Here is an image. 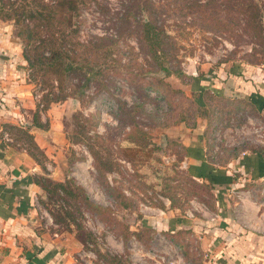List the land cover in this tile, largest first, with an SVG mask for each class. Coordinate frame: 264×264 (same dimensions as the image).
Instances as JSON below:
<instances>
[{
    "label": "rangeland",
    "instance_id": "1",
    "mask_svg": "<svg viewBox=\"0 0 264 264\" xmlns=\"http://www.w3.org/2000/svg\"><path fill=\"white\" fill-rule=\"evenodd\" d=\"M139 1L163 30L153 48L169 74L140 42L142 16L121 22L127 0H84L49 23L42 5L55 0H1L0 116L10 123L0 134L36 168V232L70 264H234L236 248L226 252L234 226L264 231V178L241 163L264 156V114L200 92L190 78L217 75L223 88L254 69L246 80H264V0ZM51 35L65 63L86 66L88 87L35 63L33 46ZM155 84L166 102L149 90ZM2 85L13 92L6 111ZM192 142L231 185H204ZM223 216L228 229L213 225ZM178 219L185 224L170 232Z\"/></svg>",
    "mask_w": 264,
    "mask_h": 264
},
{
    "label": "crops",
    "instance_id": "2",
    "mask_svg": "<svg viewBox=\"0 0 264 264\" xmlns=\"http://www.w3.org/2000/svg\"><path fill=\"white\" fill-rule=\"evenodd\" d=\"M252 79L264 85V80ZM234 87L229 88L227 96L231 97L232 93L235 94ZM1 88L5 90L2 100L6 103L1 105V108L6 111L10 105L8 103H11L13 92L6 85H2ZM240 88L237 86L235 90H240ZM246 89H249L250 95H244L245 97H241V99L248 98L247 100L251 101L250 103L264 114V102L261 101L260 94L257 91L254 92V87L250 89L249 86ZM249 97L251 98L249 99ZM226 101L241 102L239 99ZM6 123H10L8 117L0 116V133L3 130L2 124ZM193 143L196 142H192L190 145L192 146ZM247 156L251 158L258 156L259 158L255 160L263 164V155L253 153ZM35 169L28 160L23 159V154L10 150L4 137L0 134V264H70L69 261H66L62 247L58 242L48 241L39 232H36L37 212L33 195ZM247 174L253 180H255V174L261 175L256 180H262L264 169L253 170L250 168ZM231 232L230 238L227 237L226 241H230L233 248L229 245L228 251H225L229 254L236 248L237 252L235 250L234 252L237 255L232 258L234 264H264V231L241 224ZM224 247L221 246L220 249Z\"/></svg>",
    "mask_w": 264,
    "mask_h": 264
},
{
    "label": "trees",
    "instance_id": "3",
    "mask_svg": "<svg viewBox=\"0 0 264 264\" xmlns=\"http://www.w3.org/2000/svg\"><path fill=\"white\" fill-rule=\"evenodd\" d=\"M36 1L38 3L39 2L42 3L43 0H36ZM127 1H128V6L125 8L126 9L125 13L122 14V18L120 19L121 22H123V24L127 25V24H129V22H131L133 20L135 21L137 18L142 16V18L140 20L138 19L139 21H137V24L140 25V31H141V37H140L141 41L140 42L145 47L147 54H149L151 56V58L153 59L155 64L159 65V67L162 71L169 74L170 71L167 68H164V66H162L159 62L160 56L158 54L163 52L162 48L159 50H156V49L154 50V48H153V46H155V45H157V46L159 45V48L161 47V45H162L161 43H162V39H163L164 34H163V30L161 31L160 28L157 27L156 24H154L153 21H154L155 17H154L152 10H149L147 8L145 10V9L141 8V2L139 0H127ZM83 2H84V0H55V3L52 5L43 4L42 10L46 9L47 15H45L43 17L41 15L42 20L47 22V23L54 22L57 19L59 14L62 15L63 12L71 13V12L77 10L79 5H82ZM0 11H1V9H0ZM144 15L147 16V21H144V17H143ZM31 34H33V36H38V34L36 32L35 33L32 32ZM28 35H30V32ZM28 38H30V36H28ZM106 39H107V41L112 42L108 38L98 39L97 42H103ZM53 44H54L53 35H51L46 39H42V40L40 39L39 44L33 46L32 50L34 51L35 56H37L35 63L39 64V65L40 64L46 65L48 68V71L51 72V74H53L54 76H56L57 80L59 82L61 81L62 78L74 77V78L79 79L78 81L82 84L81 85L82 88L88 87L89 84L91 83V77H87V73L85 74V73L81 72L82 69H84L86 66L80 65V67L75 68V67L71 66V65H73L72 63H68V62L65 63V60H64L65 55L62 52L56 50L54 48L55 46H53ZM48 47H50L49 48L50 56L45 59L44 58V53H45L44 50H45V48H48ZM25 57H26V61L28 62V64L30 63L32 66L34 64L32 58L28 54H26ZM67 59H68V57H67ZM43 60H44V62H43ZM240 67L241 66H239V68ZM254 71H255L254 69H251V70L247 69L245 72L241 71V75L238 77L235 76L232 79L228 78L226 80L225 86L223 88L220 87V82L216 79L217 75H215L213 82H210V80H208L206 78H201V79H197V80L195 78H190V81L195 82V85L198 87L197 89L200 92L210 93L213 97H216L218 99H226V100H230L232 98L236 99V100L239 99V101H241L243 103H247L249 101V100H247L248 98L246 99L247 101L244 99H241V97H245L244 95H250L249 89H246V88L247 87L249 88V86H250V89H251V87H254V92L257 91L260 94L259 97H260L261 101L264 102V85L244 79V77H251L252 74H254ZM159 86H160L159 84H155V85H153V87L149 88V90L156 93L155 95L156 96L158 95L157 97L161 101L164 100V102H166L165 98H164L165 96L162 95V93H164V90L162 87H159ZM231 86H235L234 91H233V92H235V94L230 93L231 98L229 99V96H227L226 94H228L227 92H229L228 90H229V88H231ZM237 86L241 87L240 90H235V88H237ZM237 92H239V93H237ZM250 98L251 97H249V99ZM250 104H252V103H250ZM165 114H166V112L164 113V115ZM155 115L157 117L158 113H155ZM189 149H190L191 156L200 160V166L196 167L194 169L196 171L200 172L199 178H204V179L206 178L209 181L208 183L207 182L204 183L205 186H208L212 190L214 185L215 186L216 185H225L226 186V184L231 185L233 183L232 179L226 177L225 173L223 171H219V170L215 169L213 166L205 163V161L203 160L202 146H201L200 142L193 143L191 148H189ZM256 158H259V157L256 156L254 158H251L249 156H246V157L242 158V160H241L242 167L244 168L246 173L249 172L250 168L253 170H256V169L257 170H263L264 169V160H263V164H260L257 160H255ZM258 176L255 174L254 179L256 180L258 178ZM57 187L64 188L61 184H58ZM83 202L88 209H91V210L95 209L97 211L104 210L103 208L97 207L94 204H92L87 197H84ZM224 218H225V216H223V218H221L218 221V223L213 224V225L215 226L218 224L219 226H225L226 220ZM184 224L185 223L183 222V220H180V219L170 220L169 221L170 232H174L175 229L182 227ZM225 227L227 228V225ZM234 229H237V226H234ZM225 237H227V236L224 235L223 238H225Z\"/></svg>",
    "mask_w": 264,
    "mask_h": 264
}]
</instances>
